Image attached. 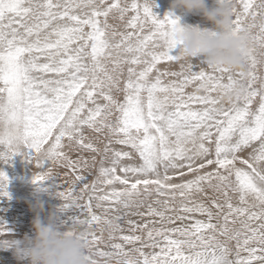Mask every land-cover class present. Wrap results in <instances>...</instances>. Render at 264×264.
I'll return each instance as SVG.
<instances>
[{"label": "snow or ice", "instance_id": "snow-or-ice-1", "mask_svg": "<svg viewBox=\"0 0 264 264\" xmlns=\"http://www.w3.org/2000/svg\"><path fill=\"white\" fill-rule=\"evenodd\" d=\"M155 6L0 0V161L35 163L40 191L71 170L57 195L79 210L87 264H264V0H238L235 30L257 43L241 72L183 64L180 18ZM9 183L0 171V198Z\"/></svg>", "mask_w": 264, "mask_h": 264}, {"label": "clouds", "instance_id": "clouds-1", "mask_svg": "<svg viewBox=\"0 0 264 264\" xmlns=\"http://www.w3.org/2000/svg\"><path fill=\"white\" fill-rule=\"evenodd\" d=\"M155 5V0H147ZM172 9L185 15H200L213 25L212 29L179 24L172 39L180 48L181 62L193 64L195 60L204 58L210 68H222L231 72L248 69V57L257 50L254 30L246 27L237 32L234 19L238 10V0H218L214 8H209L207 0H172ZM256 20L255 23H260ZM252 23V21H250ZM0 126V133L3 132ZM42 153L41 160L48 159ZM52 167L53 178L56 176ZM35 213L32 222L34 239L25 238L24 251H17L16 256L22 260L28 258L30 264H87L88 249L81 239L83 225H75L62 231L57 224V215L50 213L42 219L44 204L40 192L36 193V202L30 205Z\"/></svg>", "mask_w": 264, "mask_h": 264}, {"label": "rangeland", "instance_id": "rangeland-1", "mask_svg": "<svg viewBox=\"0 0 264 264\" xmlns=\"http://www.w3.org/2000/svg\"><path fill=\"white\" fill-rule=\"evenodd\" d=\"M166 2L170 6L172 5L171 3L172 0H167ZM207 4L210 9L214 8L217 6L218 0H208ZM155 5L156 6L153 8V11L157 16H159V18L163 19L166 15H168L166 11L162 8V3L159 0H155ZM172 14L176 17H179L180 20L182 19L183 22L180 21L181 24L191 25L192 23H194V24H198L202 28H208V29L213 28V25L205 21L200 15H193V16L185 15L178 11H175ZM109 23L115 29L117 28L118 31H124V27H123L124 22L120 21L119 19H112L110 17ZM179 50L177 52L178 54L180 52ZM202 61H204V58L201 57L198 60H195L193 64L199 65ZM159 67L161 68V70H165L168 66L162 64ZM172 68L173 70L179 71V67L176 65H173ZM263 68H264V65H262L260 68L261 74H264ZM126 69H127V66H125V74H126ZM167 79H170V78H166V80ZM193 88L194 86L188 88L186 91L192 92ZM116 95L118 96V98L122 99V95H123L122 93H117ZM87 135H89V137L92 138V140L95 143H97L99 147L103 148L104 146L103 136H100L99 139H97L98 134L93 133L91 131H88ZM117 147H122V146H117ZM65 151H67L68 155L72 157L73 159H77L79 155H83L85 159H88L89 161H91V156L93 155L91 153H78L77 151H69L68 149H65ZM244 155H247V153H244ZM14 158L13 160L9 161L10 164H9V169H8V171H10L8 177L12 178L11 179L12 182H10V187H8V192L10 193V197H11L10 199L9 198L8 199L9 201H11L10 202L11 204L6 203L4 206L0 203V223L7 225L10 234L7 236H0V241H3L4 239H8L12 241L16 240L15 241L16 243L13 244V246L11 247H8V248L0 247V249L2 250L4 249L9 252L11 251L13 253L11 256L7 257V261H9V263L7 264H26V263H30V260L28 258H24L20 260L17 258L16 253L18 250L21 252L24 251V241L26 237L34 239L32 222L35 218V213L31 210L30 205L36 202V193L40 192V199L43 201V204H44V212L41 218L46 220L50 213L55 212L57 215V224L58 226L61 227L62 231H66L69 228H71L70 226H67V225L73 226L72 219L79 215V210L70 209L67 212L61 211L65 202L62 199H60L59 196L57 195L58 192L66 190L67 187L69 186L68 184L64 183L65 179L69 180V182L73 179L70 169L57 166L54 169L56 177L48 181L46 185L44 186L45 188H47V191H40L38 190L37 186L32 183V180H33L34 174L39 173L42 170L37 168L35 165H34L35 168L33 167L30 168L29 165H24V164L16 165V164H19V160L14 162ZM99 159L100 157H97V160ZM136 162H139V161L137 160ZM98 168H99V165L97 164L96 169L86 171L83 174L89 179V181H91L92 179L95 178V175L98 172ZM62 184L64 185V188L60 187ZM78 187L79 185H77V188ZM200 199H203V198L200 197ZM1 211H4L5 213L1 214ZM137 218L138 217H131V219L138 220L139 218L138 219ZM106 235L107 233L105 232V236ZM13 255H15L14 259H12ZM3 261L5 260H0L1 263H3Z\"/></svg>", "mask_w": 264, "mask_h": 264}, {"label": "bare ground", "instance_id": "bare-ground-1", "mask_svg": "<svg viewBox=\"0 0 264 264\" xmlns=\"http://www.w3.org/2000/svg\"><path fill=\"white\" fill-rule=\"evenodd\" d=\"M161 3H162V8L166 11V13L167 14H169V13H174L175 12V10H173L172 9V7L166 2V1H164V0H159ZM208 1V0H207ZM172 3V2H171ZM212 4V3H211ZM158 6H160V5H158ZM160 8V7H159ZM179 12V11H178ZM165 14V13H164ZM183 14V13H182ZM193 16V15H192ZM191 16V17H192ZM159 17V16H158ZM188 18V17H187ZM161 19V18H160ZM202 20V19H201ZM180 21H182V19L180 20ZM189 21H190V19H189ZM195 21V20H194ZM183 22V21H182ZM184 22H186V21H184ZM186 25H188V24H186ZM198 24H194V23H192L191 24V26H197ZM199 26V25H198ZM124 27V26H123ZM122 27V28H123ZM202 28V27H201ZM117 29V28H116ZM178 50H179V47L174 51V55H177L178 53ZM180 51V50H179ZM200 61V60H199ZM264 69V68H263ZM262 69V70H263ZM263 72V71H262ZM89 134V133H88ZM93 135V134H92ZM13 160V159H12ZM17 160H19V164H16V165H22V164H24V165H29V167L30 168H35L34 167V165H35V163H30L23 155H17V156H15V158H14V162H16ZM9 162L8 163H4L3 161H0V171H3L4 173H6V175H7V177L9 176V172L10 171H8V169H9ZM49 166V165H48ZM14 170V169H13ZM30 174V173H29ZM11 176V175H10ZM16 176V175H15ZM188 178H191L190 176L189 177H185V179H188ZM8 179H9V181L10 182H12L11 181V179L12 178H10V177H8ZM174 182H176V183H179V182H181L179 179H177L176 181H174ZM8 187H10V183H9V185H8ZM26 192H27V190H26ZM10 194V193H9ZM47 199V198H46ZM59 201V200H58ZM5 202V203H4ZM11 201H9V199L7 198V197H5V198H0V203L2 204V205H4L5 206V204L6 203H10ZM57 202V201H56ZM62 202V201H61ZM11 204V203H10ZM7 207V206H6ZM11 207V206H10ZM2 208V207H1ZM7 209V208H6ZM5 212L4 211H1V214H4ZM10 218V217H9ZM138 219V218H137ZM133 220H136V219H133ZM67 223V222H66ZM70 224V223H69ZM65 225V224H64ZM67 226H70V227H72L71 225H67ZM68 228V227H67ZM21 237V236H20ZM16 239H17V237H16ZM16 241V240H15ZM21 244V243H20ZM13 253L10 251H6V250H2V249H0V260H5V261H3V263L4 264H7V263H9V261H7V257H9V256H11ZM15 258V255H13V257H12V259H14ZM11 261V260H10ZM18 261V260H17ZM3 263H1L0 262V264H3ZM26 264H30V263H26Z\"/></svg>", "mask_w": 264, "mask_h": 264}]
</instances>
